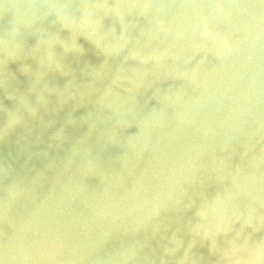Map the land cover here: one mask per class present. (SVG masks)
Instances as JSON below:
<instances>
[{
	"label": "clouds",
	"instance_id": "1",
	"mask_svg": "<svg viewBox=\"0 0 264 264\" xmlns=\"http://www.w3.org/2000/svg\"><path fill=\"white\" fill-rule=\"evenodd\" d=\"M0 264H264V0H0Z\"/></svg>",
	"mask_w": 264,
	"mask_h": 264
}]
</instances>
